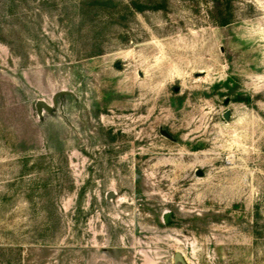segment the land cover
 <instances>
[{"label": "rangeland", "instance_id": "obj_1", "mask_svg": "<svg viewBox=\"0 0 264 264\" xmlns=\"http://www.w3.org/2000/svg\"><path fill=\"white\" fill-rule=\"evenodd\" d=\"M0 264H264V0H0Z\"/></svg>", "mask_w": 264, "mask_h": 264}, {"label": "water", "instance_id": "obj_2", "mask_svg": "<svg viewBox=\"0 0 264 264\" xmlns=\"http://www.w3.org/2000/svg\"><path fill=\"white\" fill-rule=\"evenodd\" d=\"M164 134L167 135L166 133H164ZM175 257L177 260L182 261V258H181L179 253H176Z\"/></svg>", "mask_w": 264, "mask_h": 264}, {"label": "trees", "instance_id": "obj_3", "mask_svg": "<svg viewBox=\"0 0 264 264\" xmlns=\"http://www.w3.org/2000/svg\"><path fill=\"white\" fill-rule=\"evenodd\" d=\"M227 22H228L227 20L222 19L220 24H221V25H224V24H226Z\"/></svg>", "mask_w": 264, "mask_h": 264}, {"label": "bare ground", "instance_id": "obj_4", "mask_svg": "<svg viewBox=\"0 0 264 264\" xmlns=\"http://www.w3.org/2000/svg\"><path fill=\"white\" fill-rule=\"evenodd\" d=\"M181 256V255H180Z\"/></svg>", "mask_w": 264, "mask_h": 264}]
</instances>
